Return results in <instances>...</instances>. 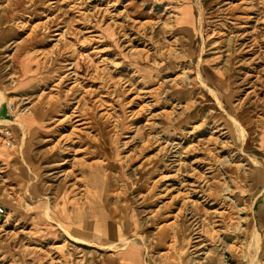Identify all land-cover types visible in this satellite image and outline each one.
<instances>
[{"label":"rangeland","instance_id":"374dc122","mask_svg":"<svg viewBox=\"0 0 264 264\" xmlns=\"http://www.w3.org/2000/svg\"><path fill=\"white\" fill-rule=\"evenodd\" d=\"M2 94L0 264H264V0H0Z\"/></svg>","mask_w":264,"mask_h":264},{"label":"crops","instance_id":"0c3cea01","mask_svg":"<svg viewBox=\"0 0 264 264\" xmlns=\"http://www.w3.org/2000/svg\"><path fill=\"white\" fill-rule=\"evenodd\" d=\"M186 13L191 14L187 21L192 23L193 16L192 10L190 6L187 7ZM109 217V216H108ZM83 222L81 224H75L70 227V233H78L76 231L81 229L83 226ZM126 239V235L124 230L116 223H109L108 226L97 224L93 225V233L91 236V242L94 245L92 248L95 249L92 256H88L84 264H186L181 255L177 252H173L169 249H165L159 252H153L149 250L147 247L144 249L138 243H134V248L131 250L125 251V256L123 253L115 251L110 254L109 257L96 256L95 252L101 251L99 248L110 247L112 248V243L122 242ZM120 245V244H119ZM116 247H113L115 249ZM119 248V247H118ZM121 249V248H120ZM121 255V257L119 256ZM210 263V262H209ZM210 264H221V260L218 263H210Z\"/></svg>","mask_w":264,"mask_h":264},{"label":"bare ground","instance_id":"6f19581e","mask_svg":"<svg viewBox=\"0 0 264 264\" xmlns=\"http://www.w3.org/2000/svg\"><path fill=\"white\" fill-rule=\"evenodd\" d=\"M190 17V14L189 13H184L183 14V18H184V21H187V18H189ZM8 98V97H7ZM5 99H6V96L5 95H3L2 94V101L0 102V103H2L3 101H5ZM1 105V104H0ZM21 117V116H20ZM25 118V117H24ZM27 119V118H26ZM25 120V119H24ZM34 120V119H33ZM26 123V122H25ZM19 124L20 125H23L22 123H20L19 122ZM235 124H236V126H237V128H238V131H241V132H243V140H245L246 139V133H245V131H244V129L240 126V123L238 122V121H235ZM248 136V135H247ZM244 142V141H243ZM248 142V141H247ZM257 164V163H256ZM256 175V181L258 182V181H261L262 180V174H261V172H260V170L259 169H257L256 170V173H255ZM254 178V179H255ZM50 209V208H49ZM47 210V209H46ZM47 212V211H46ZM51 212V211H50ZM50 215V214H49ZM53 218V217H52ZM59 225V224H58Z\"/></svg>","mask_w":264,"mask_h":264},{"label":"built area","instance_id":"2783aa9c","mask_svg":"<svg viewBox=\"0 0 264 264\" xmlns=\"http://www.w3.org/2000/svg\"><path fill=\"white\" fill-rule=\"evenodd\" d=\"M3 212H4L3 209L0 207V214H2ZM189 264H210V263L206 262L205 260H198L195 258ZM221 264H233V263L230 262L226 256H223L221 259Z\"/></svg>","mask_w":264,"mask_h":264}]
</instances>
